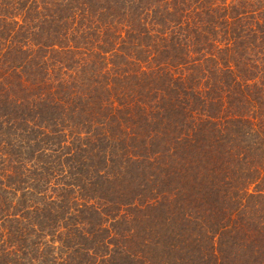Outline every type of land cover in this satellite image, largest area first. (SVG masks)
I'll return each instance as SVG.
<instances>
[{
  "label": "trees",
  "instance_id": "trees-1",
  "mask_svg": "<svg viewBox=\"0 0 264 264\" xmlns=\"http://www.w3.org/2000/svg\"><path fill=\"white\" fill-rule=\"evenodd\" d=\"M0 264H264V0H0Z\"/></svg>",
  "mask_w": 264,
  "mask_h": 264
}]
</instances>
